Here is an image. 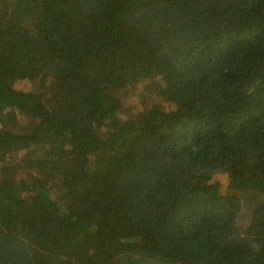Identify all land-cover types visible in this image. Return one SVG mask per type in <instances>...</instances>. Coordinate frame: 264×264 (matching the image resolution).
Here are the masks:
<instances>
[{"label":"trees","instance_id":"16d2710c","mask_svg":"<svg viewBox=\"0 0 264 264\" xmlns=\"http://www.w3.org/2000/svg\"><path fill=\"white\" fill-rule=\"evenodd\" d=\"M0 264H264V0H0Z\"/></svg>","mask_w":264,"mask_h":264},{"label":"rangeland","instance_id":"374dc122","mask_svg":"<svg viewBox=\"0 0 264 264\" xmlns=\"http://www.w3.org/2000/svg\"><path fill=\"white\" fill-rule=\"evenodd\" d=\"M203 181H208L209 182V189H216V186L220 187V191L217 192L218 196L220 199H224L225 195H224V191H223V184L225 182V178L224 175L220 172H209L204 176Z\"/></svg>","mask_w":264,"mask_h":264}]
</instances>
